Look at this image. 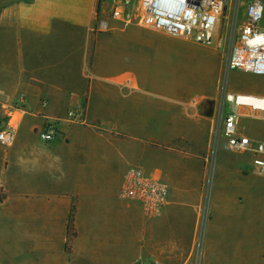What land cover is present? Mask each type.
I'll list each match as a JSON object with an SVG mask.
<instances>
[{
  "label": "crops",
  "instance_id": "0c3cea01",
  "mask_svg": "<svg viewBox=\"0 0 264 264\" xmlns=\"http://www.w3.org/2000/svg\"><path fill=\"white\" fill-rule=\"evenodd\" d=\"M98 5L31 0L0 11V115L27 96L24 112H12L15 142L0 145L7 199H39L45 231L59 211L67 230L74 209L89 264H264V194L225 204L234 217L226 229L213 219L202 256L195 254L217 52L136 23L112 20L100 32ZM252 121L243 118L245 133L264 140V124L255 129ZM47 123L59 135L45 143L39 133ZM132 166L166 180L160 217L120 197Z\"/></svg>",
  "mask_w": 264,
  "mask_h": 264
},
{
  "label": "built area",
  "instance_id": "2783aa9c",
  "mask_svg": "<svg viewBox=\"0 0 264 264\" xmlns=\"http://www.w3.org/2000/svg\"><path fill=\"white\" fill-rule=\"evenodd\" d=\"M227 7V0H140L137 22L144 29L163 32L173 37L187 39L197 45H207L213 40L215 30ZM103 8L101 10V13ZM99 15L97 30L110 31V23ZM112 20L132 24L123 5L112 10ZM228 70L264 77V1L251 0L244 17L231 41L226 58ZM27 96L19 94L11 110L0 115V145L11 146L16 139L18 119L12 112H24ZM72 121L84 124V116L70 112ZM243 118L264 122V96L226 91L218 111V124L213 130L216 147L225 140L229 150L252 156V166L264 177V140H255L244 131ZM56 123H47L39 137L45 143L58 137ZM166 180L154 172L132 166L127 171L120 197L142 209L148 216L160 217L169 200ZM207 206L199 209L198 243L207 222Z\"/></svg>",
  "mask_w": 264,
  "mask_h": 264
},
{
  "label": "rangeland",
  "instance_id": "374dc122",
  "mask_svg": "<svg viewBox=\"0 0 264 264\" xmlns=\"http://www.w3.org/2000/svg\"><path fill=\"white\" fill-rule=\"evenodd\" d=\"M31 0H0V11L18 3ZM251 0H227V7L220 18L213 40L208 51L217 52L219 57V80L209 89L208 102L212 104L209 112L208 148L201 155L207 160L203 180L202 204L207 206V222L200 233V242L195 249L196 256H202L205 246L206 232L213 219L219 220V228L226 229V219L234 217L232 211L224 208L233 199H241L244 195L255 193L264 194V178L257 168L252 166V157L233 152L228 149L225 140L220 139L216 147L213 143V130L218 124V111L222 95L226 91L252 92L263 91L264 82L258 77L247 73L230 71L226 67V58L230 52L232 38L244 17L246 5ZM264 1V0H263ZM140 0H106L103 4L101 18L112 21V10L117 5H123L125 12L137 22L138 5ZM111 24V23H110ZM206 46V45H201ZM214 50V51H213ZM258 129L264 122L252 121ZM254 123H251V127ZM248 125L244 124V130ZM259 126V127H258ZM254 181L249 185L248 180ZM252 189H254L252 191ZM7 192L0 188V264H89L86 252H82L85 233L79 231L76 222L71 238L67 230H61V223L67 222L63 212L54 214L53 231H45L42 226L44 218L40 215L41 201L37 198L27 201L8 200ZM247 197H244L246 199ZM55 204V202H54ZM72 204V202H69ZM78 206L80 202L74 201ZM199 207V209H200ZM226 211L229 213H226ZM56 212V211H55ZM232 213V216H230ZM82 237V238H81ZM262 249L258 253L261 254ZM244 253H247L245 250ZM219 255L221 250L219 248Z\"/></svg>",
  "mask_w": 264,
  "mask_h": 264
},
{
  "label": "trees",
  "instance_id": "16d2710c",
  "mask_svg": "<svg viewBox=\"0 0 264 264\" xmlns=\"http://www.w3.org/2000/svg\"><path fill=\"white\" fill-rule=\"evenodd\" d=\"M106 0H99V5H98V14L100 15L103 4L105 3ZM75 211L74 209L70 212L69 214V218H68V228H67V234L71 237V238H76V234L72 233V230L74 228V215Z\"/></svg>",
  "mask_w": 264,
  "mask_h": 264
}]
</instances>
